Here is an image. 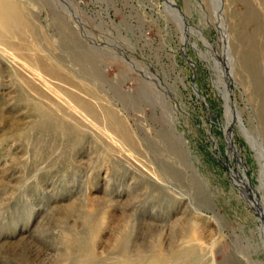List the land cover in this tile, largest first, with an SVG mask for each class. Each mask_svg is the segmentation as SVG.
I'll list each match as a JSON object with an SVG mask.
<instances>
[{
  "label": "rangeland",
  "instance_id": "374dc122",
  "mask_svg": "<svg viewBox=\"0 0 264 264\" xmlns=\"http://www.w3.org/2000/svg\"><path fill=\"white\" fill-rule=\"evenodd\" d=\"M174 1L0 0V264H264V0Z\"/></svg>",
  "mask_w": 264,
  "mask_h": 264
},
{
  "label": "bare ground",
  "instance_id": "6f19581e",
  "mask_svg": "<svg viewBox=\"0 0 264 264\" xmlns=\"http://www.w3.org/2000/svg\"><path fill=\"white\" fill-rule=\"evenodd\" d=\"M167 1L169 3L170 10L174 11V13H176V14H179L178 13L179 8L176 5L175 1L174 0H167ZM3 2H4V0H3ZM5 7H6V5H5ZM220 7H221V0H214L213 9H214V12L216 15V19L218 20L217 24H218L219 29L224 31L221 34L222 38H223V42H224L223 44L226 45V47H228L227 42L229 41V37L226 36V23H225L224 16L222 14L223 12L221 11ZM73 15H75V14H73ZM77 22L80 24L81 29L83 30L82 22L79 18L77 19ZM4 29L5 28H3V25L0 26V37L3 35V33H5ZM194 46L196 47L195 44H194ZM229 82L230 81L228 79L226 81L222 82L220 84L219 92L226 101V104H225L226 111L225 112H227L226 115H227V122H228V124L225 127V132H224V134H225L224 141H225L226 146H227L226 152H227V155L232 162H234V160L237 161L236 164H233L234 169L230 168L231 178L233 179L234 183L236 184V186H237L236 188L239 189L242 197L245 198L244 200H246V202L254 210H257L259 213L264 214V148H262L260 146L259 142L253 136H251L250 130L246 126V124L244 123V120L241 116V113L239 112L237 106L232 102L231 97H230V93H229V89L227 87ZM207 110L210 113V108L207 107ZM234 126L236 127V129ZM237 131L239 132V134L242 135V137H244L247 140L249 145L252 147L253 151H255L256 157H257V159H258V161L262 167L261 171L259 170L260 171V175H259L260 185L258 186V188H255L252 181L250 180V178L247 177L246 172H245L246 166H245V163L243 162L244 160H243L242 154L240 153V151L238 150L237 146L234 143V137H235ZM209 136H210L209 138L213 139L215 142H217V144H219V141L216 138H214L215 136H213V133L211 131H209ZM178 138L183 145L187 144V141L182 137V134L180 136H178ZM110 140H112V139H110ZM118 141L113 139V142H115V144H118L117 143ZM218 155H221V152H219ZM238 170H240V171H238ZM241 172H242V174H241ZM259 193H261L262 196H260Z\"/></svg>",
  "mask_w": 264,
  "mask_h": 264
},
{
  "label": "water",
  "instance_id": "95a60500",
  "mask_svg": "<svg viewBox=\"0 0 264 264\" xmlns=\"http://www.w3.org/2000/svg\"><path fill=\"white\" fill-rule=\"evenodd\" d=\"M220 8H221V11H222L223 10L222 6Z\"/></svg>",
  "mask_w": 264,
  "mask_h": 264
}]
</instances>
